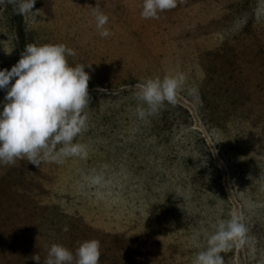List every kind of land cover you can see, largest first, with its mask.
Here are the masks:
<instances>
[{
  "label": "rangeland",
  "instance_id": "obj_1",
  "mask_svg": "<svg viewBox=\"0 0 264 264\" xmlns=\"http://www.w3.org/2000/svg\"><path fill=\"white\" fill-rule=\"evenodd\" d=\"M143 0H36L25 44L63 43L92 64L87 155L0 166V264H43L60 243L100 241L99 264H191L219 219L242 216L224 264H264V21L257 0H186L143 19ZM108 15L102 38L93 7ZM247 24L229 28L238 17ZM0 3V69L21 55ZM183 74L175 102L140 119L134 86ZM5 91L0 90V101ZM2 111V107H0ZM99 175V184L90 178Z\"/></svg>",
  "mask_w": 264,
  "mask_h": 264
},
{
  "label": "clouds",
  "instance_id": "obj_2",
  "mask_svg": "<svg viewBox=\"0 0 264 264\" xmlns=\"http://www.w3.org/2000/svg\"><path fill=\"white\" fill-rule=\"evenodd\" d=\"M5 0H0V3ZM16 14L33 21L41 16L36 0H7ZM186 0H143L141 17L158 19L159 13L175 9ZM256 22L264 21V0H257L252 10ZM95 27L102 38L111 35L106 27L109 17L97 4L93 7ZM247 16L238 17L229 28L238 32L247 24ZM76 52L63 43L24 46L19 60L11 67L0 69V90L5 91L0 101V166H15L26 160L39 168L43 163H63L65 158L85 157L86 145L77 141L86 130V107L90 101V73L92 64L69 63ZM185 77L176 74L163 78H148L135 84L136 114L140 119L157 113L166 103L175 102ZM259 179L264 180V175ZM102 177L92 176L90 182L99 184ZM242 216L236 212L229 218L211 225L206 246L195 253L191 264H224L220 252L242 242L247 231ZM100 241L87 239L78 242L73 251L60 243L47 249L43 264H99ZM41 264L39 254L32 256Z\"/></svg>",
  "mask_w": 264,
  "mask_h": 264
},
{
  "label": "trees",
  "instance_id": "obj_3",
  "mask_svg": "<svg viewBox=\"0 0 264 264\" xmlns=\"http://www.w3.org/2000/svg\"><path fill=\"white\" fill-rule=\"evenodd\" d=\"M5 1H6L8 8L11 10V12L13 14V19L15 20V22L17 24L18 38H19V41L21 43L20 44L21 51H23L24 46L26 45L25 41H24V32H23V29L21 27L23 16L16 14L13 10V6L10 3H7V0H5Z\"/></svg>",
  "mask_w": 264,
  "mask_h": 264
}]
</instances>
